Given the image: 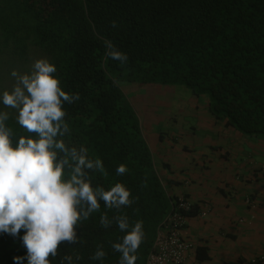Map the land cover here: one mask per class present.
I'll return each mask as SVG.
<instances>
[{
    "label": "trees",
    "instance_id": "obj_1",
    "mask_svg": "<svg viewBox=\"0 0 264 264\" xmlns=\"http://www.w3.org/2000/svg\"><path fill=\"white\" fill-rule=\"evenodd\" d=\"M38 58L55 65L63 91L79 95L64 103L68 132L57 139L102 161V170H88L94 190L120 183L132 201L117 209L98 199L100 208L77 222L78 241L62 243L50 264H61L66 255L71 264H120L121 253L112 245L127 233L119 229L118 216L128 218L129 230L143 222L136 264H146L172 211L176 197L155 168L122 83L184 86L206 97L219 121L264 139V0H0V95L16 81L13 70L24 74ZM0 111L9 114L13 147L21 136L36 138L17 123L16 109L0 103ZM121 164L127 171L117 175ZM196 211L193 204L188 216ZM104 215L111 221L107 227ZM98 249L105 256L94 260ZM26 254L18 237L0 234V264ZM208 258L207 248L197 249V263Z\"/></svg>",
    "mask_w": 264,
    "mask_h": 264
},
{
    "label": "clouds",
    "instance_id": "obj_2",
    "mask_svg": "<svg viewBox=\"0 0 264 264\" xmlns=\"http://www.w3.org/2000/svg\"><path fill=\"white\" fill-rule=\"evenodd\" d=\"M54 73V64L38 59L30 74L13 70L11 76L16 83L11 91L0 95V103L17 110V123L36 137L21 136L13 147L11 129L6 127L9 114L0 111V234L18 237L27 253L13 257L14 264H23L24 260L27 264H50L49 257L57 255L62 243L78 241L77 222L100 208L98 199L108 208L119 209L132 203L130 192L120 183L108 191L94 190L88 170H102V161H92L87 158V149L69 148L57 139L68 132L63 105L78 100L79 95L63 91ZM66 167L70 169L67 180ZM126 171L121 164L117 175ZM115 220L119 229L127 233L122 242L112 245L121 253L120 264H136V253L144 237L143 222H136L129 230L126 216ZM110 223L106 215L101 216L102 226ZM104 256L105 252L98 249L92 259ZM64 260L71 264L72 257L66 255L61 264Z\"/></svg>",
    "mask_w": 264,
    "mask_h": 264
},
{
    "label": "crops",
    "instance_id": "obj_3",
    "mask_svg": "<svg viewBox=\"0 0 264 264\" xmlns=\"http://www.w3.org/2000/svg\"><path fill=\"white\" fill-rule=\"evenodd\" d=\"M154 91L147 96L173 97L175 89ZM192 99L188 105L173 99L167 111L155 112L158 122L136 108L148 133L159 135L148 144L166 191L187 196L197 209L185 238L195 257L207 248L202 264H264V139L219 121L206 97Z\"/></svg>",
    "mask_w": 264,
    "mask_h": 264
},
{
    "label": "built area",
    "instance_id": "obj_4",
    "mask_svg": "<svg viewBox=\"0 0 264 264\" xmlns=\"http://www.w3.org/2000/svg\"><path fill=\"white\" fill-rule=\"evenodd\" d=\"M171 213L156 234L154 248L146 264H199L193 253L194 246L185 238V228L193 203L184 195L173 201Z\"/></svg>",
    "mask_w": 264,
    "mask_h": 264
},
{
    "label": "rangeland",
    "instance_id": "obj_5",
    "mask_svg": "<svg viewBox=\"0 0 264 264\" xmlns=\"http://www.w3.org/2000/svg\"><path fill=\"white\" fill-rule=\"evenodd\" d=\"M39 59V58H38ZM36 59V60H38ZM35 60V61H36ZM33 61L32 63H30V65L27 67V69L25 70V73H31L32 71V65L35 62ZM16 83V81L13 83V85L10 88H13L14 84ZM122 88L125 91V94L129 100V102L135 107L137 108L140 112H142L146 117L151 118L153 121L155 120V122H158V120L156 118H154V116L156 115L155 112L160 111V112H165L169 109V105L170 103H173V99H174V103H178L180 99L184 100L185 98V103L194 104V99H192V93L190 90H188L186 87L184 86H174V87H166L167 89H175V92H173V97L168 96L166 98H163L162 96H158L157 94H153L151 96H147L149 94L155 93V88H162V86H140L139 84H129V83H122ZM162 91H165V89H162ZM149 113V114H148ZM154 113V115H153ZM148 118H146V122H147ZM145 122V123H146ZM142 128L144 130L145 133V137L147 139V142L149 141L150 145L151 143L154 142L155 138H159V135H157V137L153 134L150 135L148 133L147 127L145 128L144 125H142ZM190 127H188V132H190L191 130H189Z\"/></svg>",
    "mask_w": 264,
    "mask_h": 264
}]
</instances>
